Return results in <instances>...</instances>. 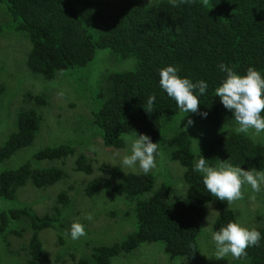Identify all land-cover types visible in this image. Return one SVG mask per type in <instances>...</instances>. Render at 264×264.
Instances as JSON below:
<instances>
[{"label":"trees","instance_id":"16d2710c","mask_svg":"<svg viewBox=\"0 0 264 264\" xmlns=\"http://www.w3.org/2000/svg\"><path fill=\"white\" fill-rule=\"evenodd\" d=\"M5 8L14 18L13 30L31 44L28 69L48 82L89 66L97 50L109 49L123 61L137 59L133 69L110 73L107 85L104 76L102 90L96 94L100 106L93 109L91 125L105 145L116 149L126 147V136L137 134L148 135L159 143L158 150L163 149L164 119L182 113L159 86L160 68L173 65L180 76L208 83L207 93L199 97V111L208 116L202 118L199 112L196 116L214 130L235 122L215 96L214 89L225 75L218 64L223 62L241 74L253 66L264 74V0H175V4L173 0H0V10ZM4 91L5 86H0V102ZM153 94L156 100L148 113L144 107ZM36 99L37 107L19 111L15 131L0 146V165H5L0 171V241L30 231L26 264H49L44 261L41 233L60 228V242L68 243L65 232L71 221L69 216L63 218V212L71 199L62 191L58 205L63 207L57 206L54 214H39L20 201V191L28 185L47 190L67 176L63 167L39 168L35 162L65 164L73 157L76 172L91 175L94 168L73 142L45 147L33 161L19 166L6 164L33 145L41 131V110L48 105V96L41 94ZM195 139L192 132L180 130L169 141L168 158L184 170L187 187L183 198H176L166 182L158 184L156 172L145 175L102 166L116 183L95 177L86 187L87 197L95 199L108 190L124 197L128 210L123 217L134 218L135 230L112 244L97 243L90 255H71L78 259L77 264H113L121 255H133L143 244H161L172 262L193 259L200 251L207 204L214 203L221 211L214 231L238 220L227 201H219L207 191L201 175L193 171L194 163L202 155L211 165L226 161L244 170L264 171V142L235 132L218 135L206 144ZM258 230L264 237V226ZM70 244L75 245L71 240ZM246 251V258L227 264H264V239Z\"/></svg>","mask_w":264,"mask_h":264},{"label":"rangeland","instance_id":"374dc122","mask_svg":"<svg viewBox=\"0 0 264 264\" xmlns=\"http://www.w3.org/2000/svg\"><path fill=\"white\" fill-rule=\"evenodd\" d=\"M14 18L5 9L0 10V86H5V91L0 102V146L4 145L10 134L16 129V120L20 110L35 108L39 104L37 95L46 94L48 105L42 107L43 125L35 142L28 148L21 150L6 164H20L33 161L34 155L41 149L73 142L78 152L86 154L92 160L94 172L91 175L75 171V159L69 157L65 162H35L34 166L48 168L60 166L66 169L67 176L55 186L47 190H38L31 185L22 189L19 194L20 201L29 204L39 214L55 213L58 205V194L67 191L71 199L69 207L64 210L63 218H70V224L79 220L85 225L86 236L73 241L66 236L68 243H61V229H47L41 233L44 242V261L49 264H77L71 255L83 252L90 255L94 245L112 244L122 239L127 233L135 230L134 218H125L123 213L128 210L124 197L118 196L112 190L100 194L95 199H90L86 194L88 183L95 177H102L105 181L116 183L110 173L101 168L121 167L124 172H133L122 167L115 158L116 153L121 155L127 151V146L116 149L105 145L98 130L91 125L93 109H98L100 102L96 94L102 90L105 76L116 71L133 69L137 65L135 57L128 60H119L111 50H97L95 59L85 68L70 71L57 77L53 82L34 75L27 67L28 52L31 49L29 40L13 30ZM106 87V86H104ZM195 114V116L193 115ZM186 115V116H185ZM183 116H185L183 118ZM183 118V119H182ZM194 120V126L184 129L187 119ZM181 122V123H180ZM235 122L225 124L221 130L208 128L201 123L196 113H182L179 116L164 119V133L161 143L165 140L163 149L158 150L156 158V172L158 184L167 183L176 198H183L186 192L184 170L169 158L167 151L170 148V138L180 130H187L194 134L198 144L207 143L218 135L234 132ZM210 132V136L207 133ZM223 132V133H221ZM264 142V134L256 139ZM16 166V167H17ZM5 165H0V171ZM136 172H141L137 170ZM114 177V176H113ZM264 187V186H262ZM243 198L230 204L238 215V220L248 227L256 229L264 226V190L254 192L249 185L242 186ZM119 215H114V212ZM207 217L203 222L199 237V254L193 259L185 257L174 262L170 261L161 244H143L133 255L118 258L113 264H227L236 259L231 256L217 260L214 258V243L211 239L213 226L221 211L214 203L206 205ZM91 213V221L85 215ZM31 232L26 231L22 236L10 234L0 241V264H26L29 258L27 244ZM70 240L75 245L70 244ZM78 248V249H75Z\"/></svg>","mask_w":264,"mask_h":264},{"label":"clouds","instance_id":"9594fccd","mask_svg":"<svg viewBox=\"0 0 264 264\" xmlns=\"http://www.w3.org/2000/svg\"><path fill=\"white\" fill-rule=\"evenodd\" d=\"M173 3L175 4V0ZM218 68L225 75L214 89L215 96L219 98L223 107L232 113L237 125L234 132L238 135L244 134L255 141L264 134V115H262L264 113V74L253 66H249L246 72L241 74L223 62L218 64ZM158 74L160 88L176 102L181 113L199 112L202 118H207V112L199 111V97L204 96L208 90V83L205 80L193 82L187 77H182L173 65L160 68ZM155 100V94L148 96L144 107L148 113L152 112ZM194 123L193 119H187L184 129L193 127ZM124 139L127 146L126 153L115 154V158L119 160L122 167L131 169L133 172L139 170L145 175L156 169V158L160 154L159 143L153 142L146 134L126 136ZM208 161L201 155L195 161L193 171L201 175L204 187L217 200L231 204L242 199V186L245 184L249 185L254 192L264 190L262 187L264 171L255 168L244 170L240 165H233L226 161L211 165ZM85 219L91 221L93 215L87 213ZM65 235L73 241L79 240L86 236L85 225L75 220L66 230ZM211 239L214 243L213 257L219 260L228 256L234 259L246 258V250L249 247L259 246L264 237L258 229L250 228L240 220H234L213 231ZM119 258H123L122 255Z\"/></svg>","mask_w":264,"mask_h":264}]
</instances>
